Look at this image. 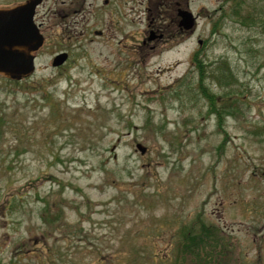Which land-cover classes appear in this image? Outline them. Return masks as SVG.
<instances>
[{
	"label": "rangeland",
	"instance_id": "rangeland-1",
	"mask_svg": "<svg viewBox=\"0 0 264 264\" xmlns=\"http://www.w3.org/2000/svg\"><path fill=\"white\" fill-rule=\"evenodd\" d=\"M239 1L42 0L85 30L51 16L34 73L0 76V264H238L264 157V0ZM150 23L172 38L140 50Z\"/></svg>",
	"mask_w": 264,
	"mask_h": 264
},
{
	"label": "flooded vegetation",
	"instance_id": "flooded-vegetation-1",
	"mask_svg": "<svg viewBox=\"0 0 264 264\" xmlns=\"http://www.w3.org/2000/svg\"><path fill=\"white\" fill-rule=\"evenodd\" d=\"M42 4H40L37 9ZM37 9L34 14V23L41 34H43L42 30L47 27L46 25L51 16L60 19L59 23L63 25L64 28H62V30L67 39L75 38L78 33L84 34L85 29L81 26V18L85 19L86 16L83 11H47V13L45 12L41 16H38ZM178 31L180 33H185L180 27H176V33H178ZM163 32L164 31L161 28H157L154 23H150L148 25V31L146 30L144 32L145 36L141 41L142 45H140L139 49H147L149 51L150 49L155 50L160 45H148V42L153 39L157 40L155 44L159 41L162 43L168 42L172 37L164 36L166 34ZM164 37L166 40H164ZM257 134V132L253 133L255 136ZM258 165L261 169L252 170L248 175L251 184L250 187L253 190L250 199L245 201L242 197H238L235 201L238 218L235 223L236 236L234 238V243L236 254L239 258V260H237L238 264H264V157L258 159ZM247 255H249L250 259L247 258Z\"/></svg>",
	"mask_w": 264,
	"mask_h": 264
},
{
	"label": "water",
	"instance_id": "water-1",
	"mask_svg": "<svg viewBox=\"0 0 264 264\" xmlns=\"http://www.w3.org/2000/svg\"><path fill=\"white\" fill-rule=\"evenodd\" d=\"M42 0L0 9V76L9 81H22L35 71V55L42 48L44 39L33 21L36 8ZM179 27L191 33L194 17L188 11H178ZM151 40V39H150ZM67 60V54L57 55L53 67H60ZM136 149L145 153L140 145Z\"/></svg>",
	"mask_w": 264,
	"mask_h": 264
},
{
	"label": "trees",
	"instance_id": "trees-1",
	"mask_svg": "<svg viewBox=\"0 0 264 264\" xmlns=\"http://www.w3.org/2000/svg\"><path fill=\"white\" fill-rule=\"evenodd\" d=\"M242 3V1L240 0L239 2H237L236 3V6L239 8V6H240V4ZM235 12H238V9H236L235 10ZM234 12V13H235ZM250 18H252V17H249V19ZM195 62H196V60H195ZM195 66H196V68H200L201 67V65H197V64H194ZM221 74V72H219V71H217L216 72V74L215 75H220ZM222 74H228V69H226V70H224L223 72H222ZM221 74V77H220V79L222 80V77H223V75ZM203 80L201 79V82H202ZM17 82H19V81H17ZM200 88H202L203 90H204V87H203V83H200ZM178 94H180V92H178ZM204 94H205V96H207L208 97V95L204 92ZM182 95V94H181ZM42 99H44V100H46L45 98H43L42 97ZM232 110V108H227V110ZM220 110V109H219ZM222 111H224V109H221ZM216 112H217V114H218V111L216 110L215 111V114H216ZM225 113H226V111H224ZM220 113V112H219ZM221 114V113H220ZM219 233V232H218ZM210 236H212V234L211 233H208ZM204 235V236H203ZM205 235L206 234H200L199 236H198V234L197 235H194L195 237H193L192 239H190L189 241H188V244H187V246L185 247L186 249H189V248H191L192 247V245H195L196 246V252H198V251H200L201 249H203V247L206 245L202 240H204V238H206L205 237ZM202 236V239L200 240V237ZM208 241V240H207ZM201 244H202V246H201ZM191 250V249H190ZM189 251V250H188ZM192 252H193V250H191ZM223 252H224V250H223ZM218 255L219 254H217V257L215 258L214 257V255L211 257V258H213V260H218L219 259V257H218ZM215 258V259H214ZM224 262V258H221V263H223ZM196 264H201V263H196ZM203 264V263H202ZM207 264H213L212 263V261H210V262H208ZM215 264H218V263H215Z\"/></svg>",
	"mask_w": 264,
	"mask_h": 264
}]
</instances>
